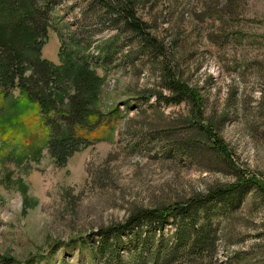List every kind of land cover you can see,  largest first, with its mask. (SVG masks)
<instances>
[{"label":"rangeland","instance_id":"rangeland-1","mask_svg":"<svg viewBox=\"0 0 264 264\" xmlns=\"http://www.w3.org/2000/svg\"><path fill=\"white\" fill-rule=\"evenodd\" d=\"M142 2L138 16L164 42L171 68L202 95L203 124L218 126L233 164L211 144H198L193 155L178 152L176 141L193 136L191 111L150 97L165 90L163 58L143 57L128 67L122 59L130 49L122 47L108 61L105 51L117 31L97 16L88 25L95 35L90 47L72 42L75 30L87 35V24L82 29L77 21L89 0H38L36 9H51L47 34L37 38L41 60L54 68L72 56L90 63L97 91L92 108L101 123H91L92 144L62 157L48 146L43 118L23 128L0 126V264H119L108 253L99 256L101 238L94 233L124 223L136 210L170 207L243 177L264 186V0ZM127 44L139 47L137 40L120 41ZM32 75L29 70L26 77ZM63 85L51 92L62 93ZM10 89L0 87V124L21 97L20 89ZM234 204L224 216L223 206L210 205L219 215L211 220L218 228L213 255L187 251L173 264H264V193L251 188ZM143 229L148 236L151 228ZM154 231L153 254L162 256V242L178 245L176 225ZM132 241L131 235L115 240L124 264ZM135 250L148 257L146 247Z\"/></svg>","mask_w":264,"mask_h":264},{"label":"trees","instance_id":"trees-1","mask_svg":"<svg viewBox=\"0 0 264 264\" xmlns=\"http://www.w3.org/2000/svg\"><path fill=\"white\" fill-rule=\"evenodd\" d=\"M37 1L0 0V87L7 89L16 87L21 90V97L12 105L10 104V110L13 113L3 119L0 126L23 128L28 121L34 119L38 122L40 118H43V126L50 133L48 146L54 145L55 154L59 157L69 156L72 152L92 144L89 139L94 129L90 128L95 127L96 124L91 126V123H101L98 119L100 113L92 108L94 94L97 92H93L95 87L90 84L94 71L91 70L90 63L78 61L75 56H72V61L65 62L61 68L51 67L41 60V44L37 38L47 34L46 17H49L47 14L51 13V9L46 11L36 9L34 5ZM89 1L88 9L77 24L81 25L82 29L84 24H87L85 27L89 28L91 20L95 19L92 16L95 15L104 20V23L105 21L109 23L111 30L117 31L113 47L110 46L105 51L108 61L121 54L122 47L130 49L127 56L122 59L128 63V67H131L130 63L132 66L138 64L143 57L163 58L161 64L164 68L161 78L165 90L152 92L150 97H155L158 103L167 106L186 104L191 111V119L187 121L192 123L189 130L192 131L193 136L176 141L178 152L193 155L197 151L198 144H211L224 160L233 164L218 126H214L213 123L203 124L207 119L204 116L205 106L202 95L171 68L164 42L154 34L153 25L138 16V8L143 3L142 0ZM82 32L79 33L76 30L71 32L72 42L78 47L88 48L95 35L90 28L86 36ZM31 38L36 41L30 42ZM121 40L125 43L137 40L139 47L132 49L128 44L121 46ZM29 70H33L31 78L26 77ZM62 84H64L62 93H55L54 91L57 90L55 88L51 92L52 87L62 86ZM72 89L75 91L73 95L70 94ZM4 122L7 124L4 125ZM81 131L84 132L83 135L77 137L75 132ZM254 180L246 181L243 177L236 185L212 189L206 195H197L186 202H179L170 207L136 210L124 223L107 229L102 228L93 234L101 238L98 248L99 256L108 253L113 260L124 264L121 250L115 240L119 241L126 235H131L133 238L129 247L133 248L131 249L133 251L128 252L127 255L129 264H173L179 259V255L187 256L185 255L187 251L195 252L196 255L204 252H210L213 255L218 242V228L213 229L211 220L219 215L224 216V213L229 211L227 209L229 203H235L233 207L239 205L243 194L251 188L264 193V186L257 184ZM211 204L223 206L219 215L218 212L212 213ZM201 222L203 224L198 228ZM169 224L178 227V233H176L178 245L167 247L162 242L160 248L163 246L164 252L163 257H159L158 251L153 254L157 239L154 230L157 228L163 230ZM144 226L151 228L148 236L147 233H143ZM144 234L147 236L145 241ZM113 239L114 244H111ZM77 242H72L70 245ZM140 246L146 247L149 253L148 259L140 251L135 250ZM94 256L96 257L97 254L95 253Z\"/></svg>","mask_w":264,"mask_h":264}]
</instances>
